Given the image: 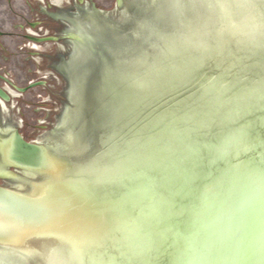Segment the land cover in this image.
<instances>
[{
  "label": "snow or ice",
  "instance_id": "1",
  "mask_svg": "<svg viewBox=\"0 0 264 264\" xmlns=\"http://www.w3.org/2000/svg\"><path fill=\"white\" fill-rule=\"evenodd\" d=\"M112 77L124 86L109 117L116 135L95 151L85 146V159L75 166L63 165L67 174L88 172L93 179L72 185L71 195L60 186L50 206L26 207L25 217L42 222L69 214L79 243L125 247L153 264L179 261L186 234L207 242L200 224L220 243L225 221L248 224L251 217L235 216L223 202L206 208L205 186L240 155L264 177V116L248 119L253 110L264 113V25L258 36L225 31L175 46L143 73ZM184 81L196 89L187 102L144 115L152 98ZM240 234L238 228L233 240Z\"/></svg>",
  "mask_w": 264,
  "mask_h": 264
}]
</instances>
